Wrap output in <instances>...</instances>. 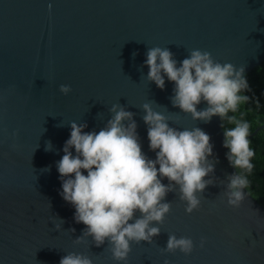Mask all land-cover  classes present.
I'll return each instance as SVG.
<instances>
[{
    "label": "water",
    "instance_id": "1",
    "mask_svg": "<svg viewBox=\"0 0 264 264\" xmlns=\"http://www.w3.org/2000/svg\"><path fill=\"white\" fill-rule=\"evenodd\" d=\"M152 47H167L178 66L188 51L205 50L222 64L243 65L246 75L264 62V0H0V264H59L68 252L89 255L93 264H118L107 241L73 243L85 225L61 196L57 162L70 138L68 124L98 132L113 104L134 113L142 151L154 160L140 109L150 101L172 116L170 127H198L210 136L217 183L191 214L177 192L168 193L172 208L160 235L151 245L131 244L119 264H264V207L247 189L239 207L223 196L226 177L236 170L226 158L220 118L192 121L172 106V82L165 77L160 90L143 79ZM60 85L71 92L62 95ZM206 107L201 102L197 110ZM48 141L52 151L45 150ZM169 234L191 238L193 252L162 254Z\"/></svg>",
    "mask_w": 264,
    "mask_h": 264
},
{
    "label": "clouds",
    "instance_id": "2",
    "mask_svg": "<svg viewBox=\"0 0 264 264\" xmlns=\"http://www.w3.org/2000/svg\"><path fill=\"white\" fill-rule=\"evenodd\" d=\"M145 65L148 73L143 79L160 90L165 87V77L172 82V106L190 116L192 121L208 123L216 116L232 123V127L224 128L223 147L228 149L226 158L236 171L226 177L223 196L229 207H239L246 199L244 190L249 188V174L258 156L249 139L251 124L229 116L250 100L244 94L249 90L245 67L222 64L210 52L201 49L188 51L178 66L167 47L149 48ZM58 91L66 96L71 87L60 85ZM201 102L207 107L198 111ZM153 103H144L140 109L147 126L149 149L156 154L154 160L142 151L134 113L120 104H113L109 108L111 118L98 132H85L86 123L73 121L68 124L70 138L57 162L61 196L75 208V222L85 225L82 235L73 243L79 245L91 237L99 247L107 241L106 250L118 264L127 260L131 244L151 245L154 237L160 235L159 225L164 223L172 208V202L165 201L168 193L177 192L178 199L186 204L185 213L191 214L199 209L204 190L217 183L212 174L218 161L209 159L214 156L210 136L198 127L183 130L170 127L169 122L175 123L172 116L153 110ZM71 149L75 150V156ZM45 150H53L50 141L46 142ZM163 178L169 181L167 185L162 183ZM59 221L60 224L55 225L58 231L64 223ZM203 245L201 239L200 247ZM193 249L191 238L169 234L166 247L161 251L171 254L179 250L188 256ZM59 264H93V261L89 255L68 252ZM164 264H168L167 260Z\"/></svg>",
    "mask_w": 264,
    "mask_h": 264
},
{
    "label": "trees",
    "instance_id": "3",
    "mask_svg": "<svg viewBox=\"0 0 264 264\" xmlns=\"http://www.w3.org/2000/svg\"><path fill=\"white\" fill-rule=\"evenodd\" d=\"M249 90L244 94L250 97L249 103L242 105L236 113V119L247 120L252 126L249 139L253 142L258 156L253 172L249 174L250 185L248 192L264 207V62L245 75ZM222 128L232 127V123L225 119L221 121ZM258 131L255 132V130Z\"/></svg>",
    "mask_w": 264,
    "mask_h": 264
}]
</instances>
